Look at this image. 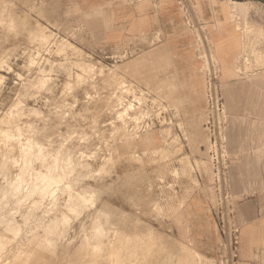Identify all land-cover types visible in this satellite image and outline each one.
<instances>
[{
    "label": "rangeland",
    "instance_id": "1",
    "mask_svg": "<svg viewBox=\"0 0 264 264\" xmlns=\"http://www.w3.org/2000/svg\"><path fill=\"white\" fill-rule=\"evenodd\" d=\"M96 1L0 0V264H264L242 219L261 188L264 40L246 28L264 33V1L238 0L243 19L152 0L193 36L184 98L161 30L111 46Z\"/></svg>",
    "mask_w": 264,
    "mask_h": 264
},
{
    "label": "crops",
    "instance_id": "2",
    "mask_svg": "<svg viewBox=\"0 0 264 264\" xmlns=\"http://www.w3.org/2000/svg\"><path fill=\"white\" fill-rule=\"evenodd\" d=\"M244 5L245 8L249 7L245 2L238 1ZM96 3L101 8V11L106 14L108 18V27L104 30L103 37L110 43L111 46L120 44L129 38H135L142 34L152 32L160 29L162 32V41L167 45V51L171 55V61L174 66L178 68V86L183 85L184 92L181 93V97L184 98L188 94V90L193 86V72L196 71L197 58L196 50L194 49L193 36L184 33L180 27L179 22L181 21L180 16L177 14V7L174 2H166L162 4L160 2H152V0H97ZM202 9V13L205 19L207 18L208 24L211 25L214 20V10L210 2ZM249 11V9H248ZM248 11L245 10L243 19L246 18ZM251 30L250 34L257 36L256 42L260 43L264 40V33L262 30L256 29L252 26L246 28ZM216 31L221 34H237L234 28L231 27H217ZM234 31V32H231ZM247 33V32H246ZM259 38V39H258ZM241 37L238 35L236 38H224L221 45H226L232 40V43H236L239 46V51L244 49L241 43ZM240 41V42H239ZM261 55L264 57V49L260 50ZM181 71L183 74L181 75ZM234 76L233 73L226 74L225 78ZM173 112H171L172 114ZM184 113H189L187 108H184ZM260 146V155L262 158V171L259 174L258 182L261 188L258 190V186L253 188L251 192L253 194L252 203L255 204V209L248 206V210L242 213V219L244 221L243 226L248 227L252 232H248L249 239L254 242H263L260 244V251L264 249V142ZM253 149L250 148L248 154L243 153L242 158L246 160L250 159L254 155ZM254 161H252L253 163ZM251 163V162H249ZM255 163V162H254ZM254 167V166H253ZM253 167L251 169H253ZM256 170V167L253 171ZM245 178L249 180V171L245 170ZM236 180V187L240 190L242 186V175L241 172H236L234 176ZM249 183V182H248ZM250 188V186H248ZM251 189V188H250ZM245 193V192H240ZM249 193V192H248ZM260 196L259 200L256 195ZM261 201V204H259ZM262 207V208H261ZM263 212L255 217L250 218L252 211ZM248 212V213H247ZM254 252V251H253Z\"/></svg>",
    "mask_w": 264,
    "mask_h": 264
},
{
    "label": "built area",
    "instance_id": "3",
    "mask_svg": "<svg viewBox=\"0 0 264 264\" xmlns=\"http://www.w3.org/2000/svg\"><path fill=\"white\" fill-rule=\"evenodd\" d=\"M206 131H207L208 133H210V134L212 133V136H210V139L213 138L214 143H215V144H218V142L220 141L221 130H218V136L215 135V131H214L212 125H210V127H209V126H206ZM215 144H214V145H215Z\"/></svg>",
    "mask_w": 264,
    "mask_h": 264
},
{
    "label": "bare ground",
    "instance_id": "4",
    "mask_svg": "<svg viewBox=\"0 0 264 264\" xmlns=\"http://www.w3.org/2000/svg\"><path fill=\"white\" fill-rule=\"evenodd\" d=\"M227 2L233 3L234 5H238V4H242L240 2H238V0H226ZM243 6V5H242ZM245 14V7L243 9V15ZM242 15V14H241ZM259 39V38H258ZM56 179V178H55Z\"/></svg>",
    "mask_w": 264,
    "mask_h": 264
},
{
    "label": "water",
    "instance_id": "5",
    "mask_svg": "<svg viewBox=\"0 0 264 264\" xmlns=\"http://www.w3.org/2000/svg\"><path fill=\"white\" fill-rule=\"evenodd\" d=\"M262 1H264V0H262Z\"/></svg>",
    "mask_w": 264,
    "mask_h": 264
}]
</instances>
